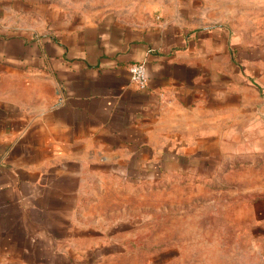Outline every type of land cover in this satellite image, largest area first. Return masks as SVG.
Masks as SVG:
<instances>
[{
	"label": "crops",
	"instance_id": "obj_1",
	"mask_svg": "<svg viewBox=\"0 0 264 264\" xmlns=\"http://www.w3.org/2000/svg\"><path fill=\"white\" fill-rule=\"evenodd\" d=\"M263 37L264 0H0V260L71 264L108 179L264 166Z\"/></svg>",
	"mask_w": 264,
	"mask_h": 264
},
{
	"label": "rangeland",
	"instance_id": "obj_2",
	"mask_svg": "<svg viewBox=\"0 0 264 264\" xmlns=\"http://www.w3.org/2000/svg\"><path fill=\"white\" fill-rule=\"evenodd\" d=\"M247 167L227 178L166 173L99 183L77 220L71 264H264V241L250 228L251 191L264 189V166Z\"/></svg>",
	"mask_w": 264,
	"mask_h": 264
},
{
	"label": "built area",
	"instance_id": "obj_3",
	"mask_svg": "<svg viewBox=\"0 0 264 264\" xmlns=\"http://www.w3.org/2000/svg\"><path fill=\"white\" fill-rule=\"evenodd\" d=\"M130 82L138 89L147 86V75L143 62H133L128 67Z\"/></svg>",
	"mask_w": 264,
	"mask_h": 264
}]
</instances>
